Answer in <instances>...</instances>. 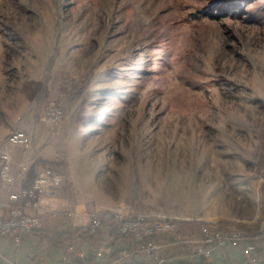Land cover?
I'll use <instances>...</instances> for the list:
<instances>
[{"label":"rangeland","instance_id":"1","mask_svg":"<svg viewBox=\"0 0 264 264\" xmlns=\"http://www.w3.org/2000/svg\"><path fill=\"white\" fill-rule=\"evenodd\" d=\"M16 130L89 210L255 231L264 0H0V150Z\"/></svg>","mask_w":264,"mask_h":264},{"label":"built area","instance_id":"2","mask_svg":"<svg viewBox=\"0 0 264 264\" xmlns=\"http://www.w3.org/2000/svg\"><path fill=\"white\" fill-rule=\"evenodd\" d=\"M61 111L50 103L43 114V122L57 125L61 122ZM18 148L24 152L32 149V140L29 133L16 130L10 133L6 143L0 150V183L7 194L5 201H0V238H10L18 243L23 235H30L35 230L41 229L39 215L43 213L40 202L44 195H54L63 184V178L51 168H41L35 175L29 187L21 186L20 177L27 173L25 163L18 164L19 173H12V149ZM32 211L33 213H30ZM94 211L90 210L89 223L84 226L88 235L95 229H104L102 222L108 220L97 218ZM118 216L119 225L117 232L131 234L135 237L136 244L126 245L125 248L106 262L92 264H131L136 255L143 254L146 264H163L165 258L160 255L161 244L159 238H165L168 246H183L191 253L209 257L214 249L227 246L241 248L243 257L250 264H259L255 256L254 243L264 237V217L259 222L254 232L235 227L219 228L213 225L200 224L196 234L183 233L179 222L176 220L149 219L145 217L128 218L119 211H114Z\"/></svg>","mask_w":264,"mask_h":264},{"label":"crops","instance_id":"3","mask_svg":"<svg viewBox=\"0 0 264 264\" xmlns=\"http://www.w3.org/2000/svg\"><path fill=\"white\" fill-rule=\"evenodd\" d=\"M12 156L14 175L19 173L18 164L20 163L26 164L27 173L32 166L37 172L40 170V167L35 164L37 160L33 157V147L30 151L23 152L19 160L14 158V153ZM27 173L20 177L21 186L26 187L30 183ZM6 199L7 194L0 183V201ZM40 207L43 211L39 215L42 225L40 231L23 235L18 243L10 238H0V264H92L106 262L126 247V244L121 241L111 239L105 228L92 243L85 242L81 246L71 245L69 242L57 244L53 234L60 233L69 227H84L92 218L90 210L85 205L75 202L62 188L56 190L54 195H44ZM97 211L100 210H94V212ZM199 226L200 224H188L182 227L181 231L196 234ZM158 243L162 245L160 255L165 258L163 264H250L243 257L241 248L227 246L214 249L209 257H205L193 254L183 246H168L167 240L162 237L158 239ZM254 246L259 264H264V237L256 241ZM131 264H146L145 256L136 255Z\"/></svg>","mask_w":264,"mask_h":264},{"label":"trees","instance_id":"4","mask_svg":"<svg viewBox=\"0 0 264 264\" xmlns=\"http://www.w3.org/2000/svg\"><path fill=\"white\" fill-rule=\"evenodd\" d=\"M201 14L209 15L210 17L215 18V17L225 16L226 11L221 10L219 11L217 15H215L211 13L210 10H206V11L204 10ZM34 178L35 177L29 179L30 183L26 187H29L32 184ZM94 216L97 218H101V219H105L106 217L109 218L108 220L102 222V226L108 230L109 237L111 239H113L114 241H121L122 243L126 245L136 244L135 237L133 235L120 234L117 232L119 221H118V216L115 213L110 212L109 210H100V211L95 212ZM128 218H132V217H128ZM203 224L208 225L206 223H203ZM40 230L41 229L35 230V231H40ZM84 230H85L84 227H69L68 229L60 233L53 234V238H55L57 244L69 242L71 245L74 244L75 246L77 245L81 246L82 243H85V242L92 243L101 234V228L95 229V232L92 235H88L87 231H84ZM83 264H91V263H83Z\"/></svg>","mask_w":264,"mask_h":264}]
</instances>
